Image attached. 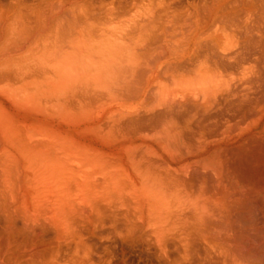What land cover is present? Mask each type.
I'll return each instance as SVG.
<instances>
[{
    "label": "bare ground",
    "instance_id": "6f19581e",
    "mask_svg": "<svg viewBox=\"0 0 264 264\" xmlns=\"http://www.w3.org/2000/svg\"><path fill=\"white\" fill-rule=\"evenodd\" d=\"M0 264H264V0H0Z\"/></svg>",
    "mask_w": 264,
    "mask_h": 264
},
{
    "label": "rangeland",
    "instance_id": "374dc122",
    "mask_svg": "<svg viewBox=\"0 0 264 264\" xmlns=\"http://www.w3.org/2000/svg\"><path fill=\"white\" fill-rule=\"evenodd\" d=\"M5 1V0H4ZM182 2H185V1H187V0H181Z\"/></svg>",
    "mask_w": 264,
    "mask_h": 264
}]
</instances>
